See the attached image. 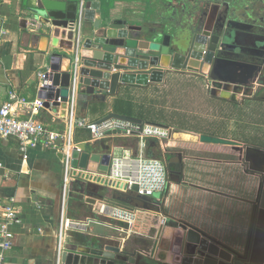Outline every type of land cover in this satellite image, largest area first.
Masks as SVG:
<instances>
[{"label": "crops", "instance_id": "0c3cea01", "mask_svg": "<svg viewBox=\"0 0 264 264\" xmlns=\"http://www.w3.org/2000/svg\"><path fill=\"white\" fill-rule=\"evenodd\" d=\"M77 1L80 6V0ZM97 1L101 3L103 10H111L116 17L135 12L132 25L139 27H146L155 22L157 17L153 19L151 15L147 18L149 8L167 11L175 2L177 4L180 2V0ZM27 4L28 0H6L0 8V24L7 30V34L0 38V107L13 92L30 103L21 110L25 116L36 118L51 130L63 131L67 111L60 109L58 113H54L43 108L35 94L37 88L35 81L45 72L48 57L53 50L64 52L69 49L70 33L53 28L42 18H34L28 14L25 11ZM87 4L88 2L86 10ZM84 24L87 29H92L94 25L91 21ZM56 38L58 41L54 45ZM82 40L81 36L79 43ZM78 46L80 47L79 44ZM172 73L180 77L193 78L181 69L172 68L161 84L123 87L116 96L108 97L105 103L89 104L87 108L78 105L77 114L79 117L94 121L113 113L130 117L129 112L132 113V110L128 105L129 97L148 95L155 87L167 86L169 75ZM76 79L78 80V77ZM224 101L229 108L232 106L237 108L230 100ZM132 118L137 119V116L132 113ZM168 128L175 133L170 140L173 144H167V147L164 146L162 149L156 142L154 148H149L148 154L151 151L155 156H159L161 151L172 148L183 151L181 167L176 173H169L171 176L168 188L159 200L162 215L169 218V227L181 229L180 226L185 224L207 236L214 244L220 243L233 252H244L251 236L254 204L259 202L263 189L262 175L250 170L249 164L245 161V149L253 147L247 143L248 135L238 136L240 139L228 138L241 144L242 153L233 146L201 143L200 136L206 135L204 133ZM89 136L91 137L90 132L77 129L74 140L76 143H87L90 141L87 140ZM186 136L190 138L187 139ZM126 140L135 143L129 145ZM126 140L118 139L116 142L124 147H136V140ZM111 142L109 140L106 145L109 146ZM97 152L104 153L100 144L97 145ZM63 179L64 166L60 153L39 146L31 149L28 152V159L24 160L17 140H0V217L3 214V206L11 203L15 205L22 219L21 225L12 227L15 243L13 249L7 253L6 264H58V262L63 264L62 255L65 250L74 246L84 249L92 243L104 247L121 241L127 252H150L153 242L151 238L131 236L118 239L110 236L112 233L109 231H115L98 224H90L86 226L84 233H73L89 237V243L87 240L82 242L77 238L68 242L66 238L63 249L58 254L57 231L61 216ZM81 184L85 188L88 187L86 197L95 199L96 203L92 205L77 200L84 204L82 208L79 203L73 201L72 193L67 204L69 218L102 221L95 209L99 201L106 200L102 196L106 189ZM35 197L41 201L35 202ZM151 236L154 234L149 235ZM104 238L109 242L105 243ZM149 243L150 246H147Z\"/></svg>", "mask_w": 264, "mask_h": 264}, {"label": "water", "instance_id": "95a60500", "mask_svg": "<svg viewBox=\"0 0 264 264\" xmlns=\"http://www.w3.org/2000/svg\"><path fill=\"white\" fill-rule=\"evenodd\" d=\"M87 2L82 26L78 21L77 0H28L25 9L34 18H42L51 27L70 33L71 39L67 49L69 52L53 50L47 60L45 79L43 82L39 78L35 81L37 99L42 102L43 108L54 113H58L60 109L67 111L68 98L75 89L78 105L87 108L89 104L105 103L108 97L116 96L123 87L161 84L172 68L199 72L202 66L212 71L213 81L226 82L227 80L214 75L217 62L223 60L222 56H225L230 45L242 53V47L246 44L240 39L243 35H249L239 32L235 21L230 19L233 14L228 11L226 20L229 19V22L214 36L207 37L200 33L201 25L204 23L203 14L197 15L184 10L182 15L185 16L180 24L178 13L173 12L169 16L163 11L149 8L147 18L153 15V19L157 17L155 22L146 27H139L132 25L135 12L116 17L111 10H103L99 1ZM204 3H207L209 8L216 4L213 0H204ZM89 21L94 23L92 29L85 27L84 23ZM81 36L83 40L79 43ZM57 41L56 38L54 45ZM196 54L199 55L198 58H195ZM226 61L230 62L227 59ZM75 76L78 77L76 83ZM221 98L235 100V94L224 92ZM111 118L143 123L141 120L114 113L102 120ZM200 141L204 144L233 146L243 153L241 144L231 140L201 135ZM100 146L104 153L97 152V145L80 144V151L73 152V167L106 173L110 164L111 147L107 146L106 142H101ZM155 146V141H149V148ZM148 156L154 158L155 154L150 151ZM244 157L250 170L263 177L261 198L254 204L251 246L244 252H233L224 246L214 244L198 230L182 224L181 229L161 227L156 236L151 237L153 242L148 253L127 252L121 241L104 247L92 243L84 249L74 246L65 250L62 263L264 264V150L247 147ZM87 188L78 182L74 185L73 193L80 196V201L94 205L96 200L86 197ZM133 190L137 191L138 188L134 187ZM113 199L126 204H132L135 200L133 195L117 192ZM139 200L145 208H149L152 203L161 206L158 195L153 199L141 197ZM34 201L41 200L35 197ZM147 246H150V243Z\"/></svg>", "mask_w": 264, "mask_h": 264}, {"label": "built area", "instance_id": "2783aa9c", "mask_svg": "<svg viewBox=\"0 0 264 264\" xmlns=\"http://www.w3.org/2000/svg\"><path fill=\"white\" fill-rule=\"evenodd\" d=\"M6 0H0V8ZM87 0H80L78 21L81 24L85 17ZM7 34L3 24H0V38ZM46 72L40 74L41 82ZM77 76L74 81L76 83ZM75 92L68 98L67 116L63 131H54L34 117L25 116L21 110L30 103L11 92L9 99L0 107V140L15 139L19 142L24 160L28 159V152L43 146L45 149L60 153L64 166L62 189V206L57 238L59 253L63 249L66 238L72 233H84L86 226L98 224L126 237L141 238L155 237L158 230L169 226V218L161 213V207L150 204L145 208L139 200L141 197L155 198L157 194L164 195L169 185V172L161 157L148 156L149 141L157 142L163 149L174 136L171 128L149 124L133 123L121 119L91 120L79 117L77 114L78 101ZM41 102V101H40ZM42 106V102H41ZM102 120V121H101ZM77 129L90 132V145H99L111 140L109 152L110 164L108 171L91 172L87 169L73 167V152L79 150L81 143H76L74 134ZM118 139H134L136 147H124L116 142ZM94 185L123 195H133L132 204H126L112 199L99 201L95 211L102 221L88 219L73 220L68 216V200L76 183ZM134 187L138 190L134 191ZM22 219L14 204L3 206L0 217V264H6L7 253L15 243V233L12 227L21 225ZM150 234L154 236L149 237ZM125 238V237H124ZM60 264V262H58Z\"/></svg>", "mask_w": 264, "mask_h": 264}, {"label": "rangeland", "instance_id": "374dc122", "mask_svg": "<svg viewBox=\"0 0 264 264\" xmlns=\"http://www.w3.org/2000/svg\"><path fill=\"white\" fill-rule=\"evenodd\" d=\"M206 85L201 80L180 77L172 73L169 75L167 86L155 87L148 95L143 94L141 97L130 96V110L144 123L173 127L176 131L201 132L226 140L240 139L238 136L248 135L249 145L264 150V95H253V99L237 95L236 99L240 106L236 109L232 106L231 109L226 101H222L223 99L213 98ZM134 143L127 142L129 145ZM77 200H80V196L74 194L73 201ZM109 233L118 239L126 237L117 232ZM76 238L82 242L86 240L87 243L90 242L89 237L73 233L67 237V241L71 242ZM103 241L109 242L105 238Z\"/></svg>", "mask_w": 264, "mask_h": 264}, {"label": "flooded vegetation", "instance_id": "af4514ba", "mask_svg": "<svg viewBox=\"0 0 264 264\" xmlns=\"http://www.w3.org/2000/svg\"><path fill=\"white\" fill-rule=\"evenodd\" d=\"M213 2L216 4L209 8L204 0H180L178 4L175 2L170 10L163 11V13L169 16L173 12L178 13L180 19L178 23L180 24L182 23L181 19L185 16L182 15L184 10L197 15L203 14L204 23L201 25L200 33L212 37L229 22V19L226 20V11H228L233 14L230 19L235 21L239 32L249 34L243 35L240 39L246 44L242 47V53H240L241 50L230 45L225 56H222L223 60L217 62V70L214 75L227 80L226 82L213 81L211 79L212 71L206 70L202 66L199 72L183 71L190 74L191 77L205 82L211 96L222 100L221 95L224 92L235 94V100H231V97L230 101L238 108L240 105L236 99L237 95L248 96V99H253V95H264V0H213ZM256 43L257 46H255ZM182 153V149L179 148L160 152L159 156L166 163L170 174L171 172L176 173L180 169ZM170 174L169 176H171Z\"/></svg>", "mask_w": 264, "mask_h": 264}, {"label": "trees", "instance_id": "16d2710c", "mask_svg": "<svg viewBox=\"0 0 264 264\" xmlns=\"http://www.w3.org/2000/svg\"><path fill=\"white\" fill-rule=\"evenodd\" d=\"M127 105V104H126ZM128 105H130V104H128ZM116 110H118V109H116ZM127 110H129V107L127 108ZM127 110H125V111H127ZM94 112H96V110L94 109L93 110ZM122 115V114H121ZM126 115H128V114H126ZM123 116H125V115H123ZM129 116L132 118V113H131V111L129 112ZM128 117V116H127ZM87 140L89 141V140H91V137L89 136L88 138H87ZM127 142H128V140H126ZM125 141V142H126ZM102 196H104V198H106V199H112L113 198V194L110 192V191H105L104 193H103V195ZM80 201V200H79ZM79 203V204H78ZM77 204L78 205H80V207H82L83 208V205L84 204H81V202H77ZM253 230H254V217H253V220H252V227H251V232H250V235L252 234V232H253ZM219 245H221L220 243H218ZM222 246V245H221ZM250 246H251V240H249V244H248V246H247V249L248 248H250Z\"/></svg>", "mask_w": 264, "mask_h": 264}, {"label": "bare ground", "instance_id": "6f19581e", "mask_svg": "<svg viewBox=\"0 0 264 264\" xmlns=\"http://www.w3.org/2000/svg\"><path fill=\"white\" fill-rule=\"evenodd\" d=\"M198 56H199V55L196 54V55H195V58H198ZM177 64H178V63H177ZM177 138H178V137H177ZM186 138L189 139L190 137H187V136H186ZM192 140H193V139H192Z\"/></svg>", "mask_w": 264, "mask_h": 264}]
</instances>
